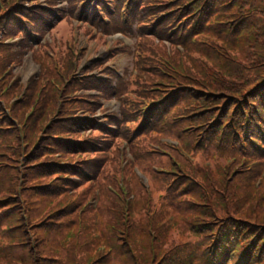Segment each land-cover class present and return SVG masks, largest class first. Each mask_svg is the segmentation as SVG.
<instances>
[{"label":"trees","instance_id":"trees-1","mask_svg":"<svg viewBox=\"0 0 264 264\" xmlns=\"http://www.w3.org/2000/svg\"><path fill=\"white\" fill-rule=\"evenodd\" d=\"M2 1L0 264H119L114 263L116 255L126 257V247L120 241L116 255L109 253L115 238L111 225L123 226L127 218L137 221L129 226L131 238L142 232L154 235V241L147 238L140 247L154 244L158 251L173 234L191 240L170 246L164 264H264V178L256 187L264 173V0H128L125 26L116 15L121 0H113L115 13L100 5L110 18L105 33L126 35L136 29L135 75L118 78L113 89L102 79H86L87 88L104 87L105 98L120 102L118 113L103 122L94 118L98 98L90 103L74 96L78 85L63 87L64 79L74 76L73 60L59 65L58 71L41 49L33 51L30 39L54 18L53 4L25 10L21 0ZM13 13L19 19L6 29L5 18ZM32 15L40 16L36 27L27 18ZM221 30L232 37L230 43L220 36ZM15 38L21 40L5 43ZM246 42L251 46L243 52ZM226 45L239 69L231 77L239 80L250 70L253 76L240 91L231 89L238 95L214 91L215 104L222 107L210 114L205 99L198 96L199 81L191 86L196 82L193 66L206 63L205 49L212 48L205 47ZM27 51L41 67L40 78L27 88L16 79L8 89L10 69ZM150 103L158 104L156 112L162 115L145 123L142 115ZM58 104L55 119L42 128ZM43 131L44 137H39ZM165 136L177 139L179 146L163 143ZM125 141L127 149L122 150ZM27 148L34 151L23 156ZM125 151L130 157L122 174L120 156ZM184 151L194 162L181 155ZM231 159L235 161L227 163ZM231 167L244 172L229 183ZM135 168L148 178L149 189ZM242 175H247L249 189L244 194H240L244 183H237ZM121 177L132 185L133 199L121 193ZM195 184L199 193L193 192ZM147 191H154L149 208L140 205L141 194ZM188 198L205 203L208 211L202 217L193 214ZM46 213L53 217L45 219ZM22 247L25 250L17 257L15 252ZM100 247L108 251L106 255L97 252Z\"/></svg>","mask_w":264,"mask_h":264},{"label":"rangeland","instance_id":"rangeland-1","mask_svg":"<svg viewBox=\"0 0 264 264\" xmlns=\"http://www.w3.org/2000/svg\"><path fill=\"white\" fill-rule=\"evenodd\" d=\"M58 2H59V4H63L62 0H59ZM70 26H71V24H67L65 21L60 23L58 26V29H57V34L55 36H52V39H50V37H49V41H48L47 37L45 39H47V41L51 44L52 47H54L56 43L57 44L60 43L63 46H65V44L68 45L69 43H71L70 41H72L73 44L77 46V49H78V47L84 48L83 50H86L87 52L84 54V56L81 59L83 63L85 62L86 59H92L93 57H94V60H98L100 58L105 59V57L108 56L107 53H105L103 50V48L107 42V40L105 38H103V39L101 38L98 41V43L96 44V47L94 48L95 45L93 43V40H91V41L85 40L84 36L82 34L83 31L75 29L74 24H72V33H70ZM221 31L223 33H221L220 36L221 37L225 36L227 39V43H230V39L232 37L230 35H229V37L226 36V32L224 30H221ZM51 41H53V42H51ZM85 41H86V45H84ZM127 44H131V42H127ZM243 45L244 46L241 50L243 52L244 51L246 52L248 50V47L251 46L250 43H248V42L243 43ZM222 47L223 48H221V49L217 48L216 46L205 47V48H212L210 50L205 49L204 55L209 56V58L205 57L206 63L204 65H201V66L198 65V67H197V65L193 66V69L195 70L194 73H196L194 75L195 77H193V78H194V82L195 81L196 82L191 84V86H196V83H198V81H199L200 86H199V92H197V93H198V96L205 99V101L207 103V107H209L208 111L210 114L211 113L217 114L216 113L217 109H220L222 107V106H216L215 99H214V91L215 92L219 91V92L227 94L229 96L238 95V93H231L230 92L231 89L237 88L240 91L242 87L246 86L247 83L251 81L252 76H253V71L250 70V71L245 72L244 76H240L239 80L233 79L231 77L233 75V73L239 72V69L235 68L236 59L228 56V52L226 51L227 45L225 46V48H224V46H222ZM74 48H75V46H74ZM232 48H237V47H232ZM238 49H241L240 45L238 46ZM217 51H219L222 54L224 59L221 58V56L219 54L215 53ZM82 52L83 51H81V53ZM88 54H90V55H88ZM126 56L127 57H123L122 54L119 55L116 58V60L113 61V65H111V66L115 67L117 69V71H122L124 68L128 67L130 64V56L127 54H126ZM227 57H228V59H230V61H228ZM32 58L33 57L30 53L25 54L24 56H22V58L19 56L16 57L15 63H13L15 65L13 67H11V69H10V76H9L8 81H7V88L8 89H10L12 81L14 82L16 79H19L20 83L21 82L23 83L24 81H30V79L32 77H35L38 75V67L32 62ZM213 58L216 60L213 61ZM225 59H227V60H225ZM86 66H87V64H86ZM190 66L192 69V65H190ZM185 68L188 69V66L186 65ZM201 73H205L202 78H200L198 76V74H201ZM204 77H205V79H204ZM205 89H207V90H205ZM191 90L193 91V89H191ZM201 91H203V92H201ZM216 96L220 97L222 95H220V96L216 95ZM9 104L10 105L14 104V100H10ZM0 106H2L1 103H0ZM116 106H117L116 103L114 101H111L110 104H108L106 107L108 109H110V112L111 111L113 112L116 109ZM50 117H53L51 119V121H53L56 116L51 115ZM47 123L48 122L46 120L43 123L42 128L46 127ZM38 135H39V137H44L45 131L40 132ZM182 138L184 139V137H182ZM168 139H170V138H168ZM173 141H175V140H172V142ZM204 143H206L205 140H204ZM206 146H207V144H206ZM165 150H169V149L165 148ZM30 151H32V149L27 148L23 152V156H25V154L29 153ZM33 151L30 152V154H32ZM237 170L235 167H231L227 171L228 172V178L230 180L229 183H232L236 179L240 178V177L236 178L237 173L244 172V170H240V171H237ZM244 174H246V173H244ZM243 175H242V177H243ZM245 177L241 178V180L237 182L238 184L242 183V185H243V183H244V185H245V186L243 185L244 186L243 189L241 188L242 191L240 192V194H244L245 191H249V189L247 188V185L245 183ZM257 184L259 185V182H257ZM195 188L196 189H194L193 192L199 193L201 188L197 184H195ZM197 188L199 189V192H198ZM150 190H154V189H150ZM153 192L154 191L148 193V191H147V192H143L141 194V204H140L141 206H143L145 208L147 206H148V208L150 207V205H151L150 197L153 194ZM133 193L135 194L134 190H133ZM197 196H198V194H197ZM195 198L199 199V197H195ZM188 199L190 200V204L188 205V208L193 210V211L195 210L193 214H200V216L202 217V213H206L208 211V209H206L207 206L205 205V203H204V206H205V208H204V206L202 205L203 202H199L197 199H191V198H188ZM68 203L69 202H66V204H68ZM137 207L139 208L138 200H137ZM127 216L128 215H126V217ZM43 217L45 219L47 218V220H50L53 217V214L49 215L46 213V215H43ZM41 218L42 217H40V219ZM193 218H195V217H193ZM134 221H136V219L127 218L124 221L123 226H117L116 223L111 225V229H112L111 231H112V233H114L115 238L114 239L112 238L113 239V243L111 245L112 251H109V253L112 252V254L116 255V252L120 250V247H119L120 241H124L125 247H126L125 251L127 252V256L126 257H120V259H119V253H118L116 255L118 257V260L114 261V263L117 262V263L121 264L123 261L124 264H164V255L166 254V251H168L169 247L174 245V244H179V243L184 242V238L182 237V235L173 234L171 237H169L167 240L164 241V244L161 245L160 250H158V251H156V249H154V244H153V247H151L149 245L144 246V247H140V245H142L144 240L147 238L151 237V239L154 241V235L150 234V235L145 236L142 232L141 234L136 233V235L137 236L139 235L140 237H132L131 238L129 236L130 235L129 226ZM72 227H74V226H72ZM72 229H74V228H72ZM79 231H80V228H79ZM73 232L74 231H72V245L75 244ZM112 233L109 231L108 234L112 236ZM128 240L135 242L136 245L135 246L130 245L128 243ZM114 241H115V243H114ZM155 248H157L156 244H155ZM24 250H25L24 247H22V249L20 248L18 251L15 252L16 256L21 257ZM98 251L102 252L104 254L106 252H108V251L105 252V250L102 249V247L98 248L97 252ZM95 253L96 252L91 253L89 259H91V257Z\"/></svg>","mask_w":264,"mask_h":264}]
</instances>
